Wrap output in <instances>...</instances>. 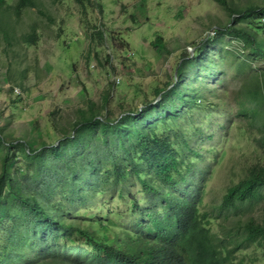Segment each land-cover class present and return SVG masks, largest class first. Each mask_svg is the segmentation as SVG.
Segmentation results:
<instances>
[{"label": "rangeland", "instance_id": "rangeland-1", "mask_svg": "<svg viewBox=\"0 0 264 264\" xmlns=\"http://www.w3.org/2000/svg\"><path fill=\"white\" fill-rule=\"evenodd\" d=\"M35 1L0 11V179L11 180L0 181V264L87 247L76 231L50 230L25 197L66 226L97 233L104 220L123 238L163 193L179 199L193 185L233 264H264V239L245 242L239 229L264 223V184L239 212L215 211L264 168V60L231 32L264 26L239 14L264 0ZM158 151L177 163L169 181Z\"/></svg>", "mask_w": 264, "mask_h": 264}, {"label": "trees", "instance_id": "trees-1", "mask_svg": "<svg viewBox=\"0 0 264 264\" xmlns=\"http://www.w3.org/2000/svg\"><path fill=\"white\" fill-rule=\"evenodd\" d=\"M216 1L229 8L227 0ZM6 6L7 0H0V11ZM22 6H37V3L35 0H17L15 7L19 9ZM252 13L258 15L259 21L264 20V7L252 6L239 12L243 16ZM263 30L264 26L262 25L249 24L248 26L235 27L231 32L243 38L251 45L252 52L264 60V37H260V32ZM153 45L162 46V39L157 38ZM180 73L183 76L182 72L176 71L177 76ZM174 88L175 85L172 89ZM99 122L93 121L92 124L97 125ZM109 127L111 126L108 125L107 128ZM150 137L147 139L153 140L154 150L157 148L165 150L170 146L166 140L159 143L157 137L152 139ZM150 146L149 143L146 144L143 157L151 156L152 153L149 154L150 149H148ZM54 155L61 156L62 154L54 149ZM154 157L157 173L164 180H171L173 176L171 168L177 166L175 158L173 157V162L169 163L170 156L165 152L160 153V151L155 152ZM159 158H163V166L158 161ZM3 178H7L8 183L11 182L6 173H3L0 181ZM263 184L264 168H260L249 179L231 187L215 211L219 214L239 212L245 208L246 203L255 200L258 194L257 188ZM143 185L147 192L160 193L148 181H144ZM168 194H170L169 191L163 193L161 197L163 204L161 209H149L148 213H150H145L144 219H138L134 229L128 231L123 238H118L115 233H112L109 226L105 225L104 220H98L99 230L97 233L71 223L66 226L64 221L60 222L57 218L50 216L45 207H40L36 198L25 197L24 200L32 202L34 210L43 214L42 219L49 224L50 230H61L64 233L76 231L85 238L87 247L76 245L67 248L68 251L62 247L63 249L59 253L55 251L43 253L42 260H50L51 264H233L230 258V249L227 248L224 241L221 243L214 241L208 225L209 220L208 218L205 220L207 212L202 213L200 210L202 189L194 185L191 188H186L183 196L179 199L168 197ZM160 210H164V215L158 214ZM239 229L244 230V234L246 232L243 237L245 242H253L258 238L264 239V223L249 221L243 227L241 223ZM239 234L241 233L239 232ZM113 239L116 240L115 243H113Z\"/></svg>", "mask_w": 264, "mask_h": 264}]
</instances>
